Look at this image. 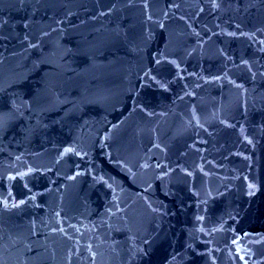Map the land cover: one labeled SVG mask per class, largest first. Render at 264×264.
I'll return each mask as SVG.
<instances>
[{"label": "water", "instance_id": "95a60500", "mask_svg": "<svg viewBox=\"0 0 264 264\" xmlns=\"http://www.w3.org/2000/svg\"><path fill=\"white\" fill-rule=\"evenodd\" d=\"M0 264H264V0H0Z\"/></svg>", "mask_w": 264, "mask_h": 264}]
</instances>
